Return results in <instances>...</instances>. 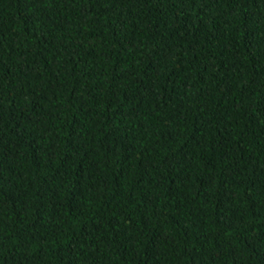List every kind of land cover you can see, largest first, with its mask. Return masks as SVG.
Masks as SVG:
<instances>
[{
	"label": "trees",
	"instance_id": "trees-1",
	"mask_svg": "<svg viewBox=\"0 0 264 264\" xmlns=\"http://www.w3.org/2000/svg\"><path fill=\"white\" fill-rule=\"evenodd\" d=\"M0 264H264V0H0Z\"/></svg>",
	"mask_w": 264,
	"mask_h": 264
}]
</instances>
